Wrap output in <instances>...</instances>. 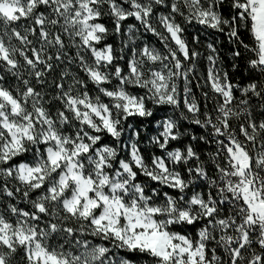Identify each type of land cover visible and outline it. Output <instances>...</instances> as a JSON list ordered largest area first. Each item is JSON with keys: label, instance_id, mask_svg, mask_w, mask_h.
<instances>
[{"label": "snow or ice", "instance_id": "1", "mask_svg": "<svg viewBox=\"0 0 264 264\" xmlns=\"http://www.w3.org/2000/svg\"><path fill=\"white\" fill-rule=\"evenodd\" d=\"M0 264H264V0H0Z\"/></svg>", "mask_w": 264, "mask_h": 264}, {"label": "trees", "instance_id": "2", "mask_svg": "<svg viewBox=\"0 0 264 264\" xmlns=\"http://www.w3.org/2000/svg\"><path fill=\"white\" fill-rule=\"evenodd\" d=\"M194 31V30H193ZM202 39H207V37H202ZM203 50V49H202Z\"/></svg>", "mask_w": 264, "mask_h": 264}]
</instances>
